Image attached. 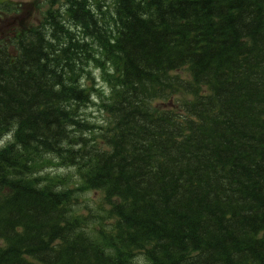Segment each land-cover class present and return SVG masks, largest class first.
<instances>
[{
  "label": "trees",
  "instance_id": "obj_1",
  "mask_svg": "<svg viewBox=\"0 0 264 264\" xmlns=\"http://www.w3.org/2000/svg\"><path fill=\"white\" fill-rule=\"evenodd\" d=\"M67 4L0 55V264H264V0Z\"/></svg>",
  "mask_w": 264,
  "mask_h": 264
},
{
  "label": "rangeland",
  "instance_id": "obj_2",
  "mask_svg": "<svg viewBox=\"0 0 264 264\" xmlns=\"http://www.w3.org/2000/svg\"><path fill=\"white\" fill-rule=\"evenodd\" d=\"M5 1L16 2L18 4H21L22 6L21 10L15 13H11L10 11H8L7 14H3L2 21L0 23V34L4 33L6 35L12 28L19 25L28 27L37 24L38 21L42 19V11L45 9L44 2L48 0H4L3 2ZM110 1L111 0H107V3L109 5H111ZM95 71V73L97 74V81H99L100 85L104 86V83L100 78V71ZM99 105L100 101H94L87 107L80 106V108H82V117L86 118V120L88 119L90 123L105 124V118L107 114L100 109ZM43 171H49L61 175L73 173V176L71 178L72 182L69 183L71 187H75L74 182L78 180L77 170L75 169L74 172V168L71 167L49 165L43 168ZM77 202L78 203L75 204V207H77L79 211L88 218L90 217V215H93L95 217H102L103 215H106L104 214L106 206L103 203V195L100 191H88L84 194H81V196L77 198ZM95 219L96 218H92L90 220L93 222L95 221ZM139 259L141 263L145 262L142 256H140Z\"/></svg>",
  "mask_w": 264,
  "mask_h": 264
}]
</instances>
